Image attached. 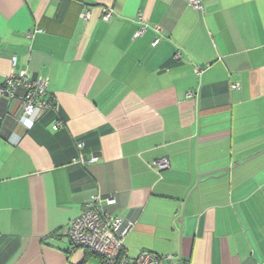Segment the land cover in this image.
I'll return each instance as SVG.
<instances>
[{
  "label": "crops",
  "instance_id": "0c3cea01",
  "mask_svg": "<svg viewBox=\"0 0 264 264\" xmlns=\"http://www.w3.org/2000/svg\"><path fill=\"white\" fill-rule=\"evenodd\" d=\"M200 3L0 0V88L53 106L0 96V264H99L64 235L94 195L129 259L264 264V0Z\"/></svg>",
  "mask_w": 264,
  "mask_h": 264
},
{
  "label": "built area",
  "instance_id": "2783aa9c",
  "mask_svg": "<svg viewBox=\"0 0 264 264\" xmlns=\"http://www.w3.org/2000/svg\"><path fill=\"white\" fill-rule=\"evenodd\" d=\"M188 4L195 10L201 8L200 0H188ZM84 18L87 14L83 15ZM105 18L111 14L104 13ZM144 29L136 32L141 35ZM156 43V41H155ZM48 82L43 78H30L25 72L11 74L0 88V96L8 99L15 97L18 88L24 90L20 98L22 103L21 124L25 129L33 126L35 118L44 111L52 109L53 106L48 99ZM234 90L237 84L231 86ZM92 158L88 162L93 163ZM159 169L167 168L165 160L155 163ZM105 206L115 204L113 198L104 199L94 195L85 205V209L68 226L64 235L73 249H79L99 259V264H167L172 262L171 255H157L148 251H142L137 257L129 259L124 253V237L130 229V223L110 215L104 209Z\"/></svg>",
  "mask_w": 264,
  "mask_h": 264
},
{
  "label": "water",
  "instance_id": "95a60500",
  "mask_svg": "<svg viewBox=\"0 0 264 264\" xmlns=\"http://www.w3.org/2000/svg\"><path fill=\"white\" fill-rule=\"evenodd\" d=\"M225 170V169H224Z\"/></svg>",
  "mask_w": 264,
  "mask_h": 264
}]
</instances>
